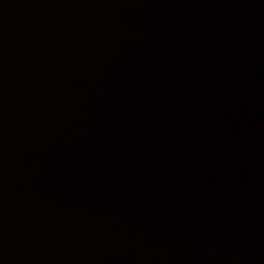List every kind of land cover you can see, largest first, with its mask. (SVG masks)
I'll return each instance as SVG.
<instances>
[{
    "label": "water",
    "instance_id": "obj_1",
    "mask_svg": "<svg viewBox=\"0 0 264 264\" xmlns=\"http://www.w3.org/2000/svg\"><path fill=\"white\" fill-rule=\"evenodd\" d=\"M0 264H264V0H0Z\"/></svg>",
    "mask_w": 264,
    "mask_h": 264
}]
</instances>
